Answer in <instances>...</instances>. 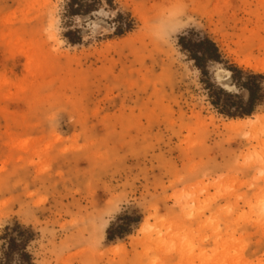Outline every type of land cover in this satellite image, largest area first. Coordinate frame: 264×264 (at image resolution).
I'll list each match as a JSON object with an SVG mask.
<instances>
[{"label": "rangeland", "instance_id": "1", "mask_svg": "<svg viewBox=\"0 0 264 264\" xmlns=\"http://www.w3.org/2000/svg\"><path fill=\"white\" fill-rule=\"evenodd\" d=\"M171 2L0 0V264H264V0H184L174 59L140 31Z\"/></svg>", "mask_w": 264, "mask_h": 264}, {"label": "clouds", "instance_id": "2", "mask_svg": "<svg viewBox=\"0 0 264 264\" xmlns=\"http://www.w3.org/2000/svg\"><path fill=\"white\" fill-rule=\"evenodd\" d=\"M198 22L195 17L187 11V5L184 0H172L164 9L151 17L140 29L152 43L169 55L170 59L175 58L177 49V37L186 29L194 27ZM55 113L57 119L52 120ZM62 113L58 109L50 111L45 117L49 129L58 124L59 116ZM125 201L119 195L114 196L101 208L86 216L84 223L87 227L86 245L89 248L97 247V240L101 233L105 236V230L116 216L123 211ZM257 214L259 218L264 219V203L257 205Z\"/></svg>", "mask_w": 264, "mask_h": 264}, {"label": "trees", "instance_id": "3", "mask_svg": "<svg viewBox=\"0 0 264 264\" xmlns=\"http://www.w3.org/2000/svg\"><path fill=\"white\" fill-rule=\"evenodd\" d=\"M183 48H185L184 45H182ZM191 59L194 61L195 65L198 67L199 66V62L201 60H211V61H215L218 62L219 61V54H218V49L215 46V44L213 42H211L210 40H202L198 43H195L192 45V50H188ZM233 76L234 71L230 70ZM235 73H237V71H235ZM241 88L245 89L247 94H248V99L246 101L245 106L246 107H251L253 101H254V92L251 89V87L248 86L247 83H241L240 85ZM244 115H250L249 112H246ZM125 227L122 226H118L116 227V232L118 233H122V231H124ZM21 234V233H20ZM107 239L110 240L111 237L109 236V233L107 232ZM24 258H29V256L27 255H23Z\"/></svg>", "mask_w": 264, "mask_h": 264}, {"label": "bare ground", "instance_id": "4", "mask_svg": "<svg viewBox=\"0 0 264 264\" xmlns=\"http://www.w3.org/2000/svg\"><path fill=\"white\" fill-rule=\"evenodd\" d=\"M98 24V22L95 24V25H97ZM225 75H226V77L223 79H221L220 77H218L217 78V83H218V86L220 87V88H222V89H224V90H226V91H229V89L231 88V84H229V82L231 81V75H230V72H228V71H226L225 72ZM249 123H253V122H255V120H253V119H248L247 120ZM248 122H246V123H248ZM257 264V263H256Z\"/></svg>", "mask_w": 264, "mask_h": 264}]
</instances>
